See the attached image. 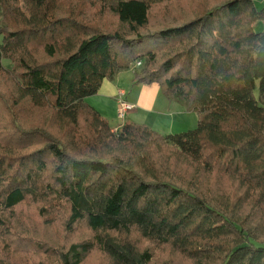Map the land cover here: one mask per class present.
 Instances as JSON below:
<instances>
[{
	"label": "trees",
	"instance_id": "obj_1",
	"mask_svg": "<svg viewBox=\"0 0 264 264\" xmlns=\"http://www.w3.org/2000/svg\"><path fill=\"white\" fill-rule=\"evenodd\" d=\"M0 37V264H264V0H0ZM129 70L196 128L113 132Z\"/></svg>",
	"mask_w": 264,
	"mask_h": 264
},
{
	"label": "crops",
	"instance_id": "obj_2",
	"mask_svg": "<svg viewBox=\"0 0 264 264\" xmlns=\"http://www.w3.org/2000/svg\"><path fill=\"white\" fill-rule=\"evenodd\" d=\"M123 73L130 74V77H128L130 80L129 89L124 88L121 84V80L125 75ZM123 73L117 75L113 81L104 80L98 92L94 96L85 99L86 103L98 111L107 121L112 131L119 130L126 123L145 125L163 135L185 131L182 128L184 127L183 121L181 122V119L178 118V115H181L183 111L164 98L158 85H134L132 83L133 70ZM120 100L131 105L132 108L123 117L119 118L114 112L116 104L118 105ZM185 112L187 111L185 110ZM113 114L115 118L122 122L111 127L110 120H114L112 118ZM174 119L178 121L176 122Z\"/></svg>",
	"mask_w": 264,
	"mask_h": 264
},
{
	"label": "rangeland",
	"instance_id": "obj_3",
	"mask_svg": "<svg viewBox=\"0 0 264 264\" xmlns=\"http://www.w3.org/2000/svg\"><path fill=\"white\" fill-rule=\"evenodd\" d=\"M257 7L260 8L262 6V3L261 1H257L256 3ZM261 30V24H256L255 26V31H260ZM0 41H1V37H0ZM3 64L7 67H9L10 65L7 64L6 61L3 62ZM141 66H139L138 68H140ZM125 74L121 80V84L122 86H124V88H128L129 89V85H130V80L128 77H130V74L129 73H123ZM175 104V107H177L178 109L182 110V114L181 115H178V118L181 119L180 121L182 122L183 121V124H184V127L183 130L187 131V130H192V129H195L196 126H197V115L196 113L194 112H185V110H183L184 108L182 106H180L179 104L177 103H174ZM129 105V104H128ZM131 106V105H130ZM117 107L118 105L116 104V110H115V114L116 116H118L120 118V115L118 112H117ZM112 118L114 119L112 121V119L110 120V125L111 127L115 126V125H118V124H121V120H118L117 118H115L114 114L112 115ZM176 122L178 121L177 119H174ZM175 130H182V129H175ZM113 132H116V131H113ZM184 132V131H183ZM175 133V132H174Z\"/></svg>",
	"mask_w": 264,
	"mask_h": 264
},
{
	"label": "built area",
	"instance_id": "obj_4",
	"mask_svg": "<svg viewBox=\"0 0 264 264\" xmlns=\"http://www.w3.org/2000/svg\"><path fill=\"white\" fill-rule=\"evenodd\" d=\"M137 66H140V63L136 64ZM132 108V106L128 105L127 103H124L123 101H118V110L117 112L122 115L120 117H123L125 115V113L130 110Z\"/></svg>",
	"mask_w": 264,
	"mask_h": 264
}]
</instances>
